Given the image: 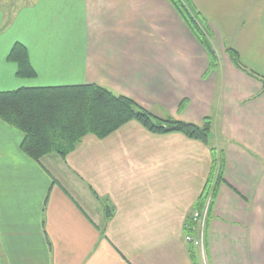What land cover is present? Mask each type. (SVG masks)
<instances>
[{
  "label": "crops",
  "instance_id": "0c3cea01",
  "mask_svg": "<svg viewBox=\"0 0 264 264\" xmlns=\"http://www.w3.org/2000/svg\"><path fill=\"white\" fill-rule=\"evenodd\" d=\"M191 2L208 20L216 67L169 0H0V92L96 84L159 118L211 117L225 167L205 261L264 264V90L225 51L264 70L255 62H264V0ZM15 43L32 77L8 60ZM22 138L0 119V264H192L186 225L210 171L208 145L130 120L36 161Z\"/></svg>",
  "mask_w": 264,
  "mask_h": 264
},
{
  "label": "trees",
  "instance_id": "16d2710c",
  "mask_svg": "<svg viewBox=\"0 0 264 264\" xmlns=\"http://www.w3.org/2000/svg\"><path fill=\"white\" fill-rule=\"evenodd\" d=\"M169 1L195 39L208 52L211 67H216L217 58L209 38L210 31L206 18L194 7L191 0ZM225 51L231 63L259 80L264 90V77L247 68L234 49L225 47ZM7 58L16 63L18 76L34 75L26 49L21 44L15 43ZM0 119L22 132L21 150L36 161L48 154L64 158L85 135L93 134L98 138H104L130 120H136L152 133L180 132L203 142L209 146L211 166L195 208L196 210L206 208L204 228L219 185L224 182L225 152L223 148L211 143L213 125L211 117H206L201 125L173 118H159L133 99L117 95L100 85L22 87L0 92ZM111 214V210L107 208L106 217L109 218ZM195 227L196 224L190 216L186 225V236H191L196 230ZM187 242L192 264H199L194 247L204 248L206 254L204 234L202 247L200 243Z\"/></svg>",
  "mask_w": 264,
  "mask_h": 264
},
{
  "label": "built area",
  "instance_id": "2783aa9c",
  "mask_svg": "<svg viewBox=\"0 0 264 264\" xmlns=\"http://www.w3.org/2000/svg\"><path fill=\"white\" fill-rule=\"evenodd\" d=\"M205 216H206V208L202 212H200L198 210L192 211L191 218L196 224L195 229L198 231V238L197 237L194 238L192 236H186L187 241H193L196 244L200 243L201 247H202V238H203V232H204Z\"/></svg>",
  "mask_w": 264,
  "mask_h": 264
},
{
  "label": "rangeland",
  "instance_id": "374dc122",
  "mask_svg": "<svg viewBox=\"0 0 264 264\" xmlns=\"http://www.w3.org/2000/svg\"><path fill=\"white\" fill-rule=\"evenodd\" d=\"M206 21H207V24H208V20L206 19ZM209 27V26H208ZM210 32H211V30H210V28L208 29ZM209 32V34H210V41H211V43H212V41H213V37H212V34ZM219 32L221 33V35H223L222 34V31L219 29ZM222 41L224 42V44H225V41H224V39H222ZM226 45H227V43H226ZM212 47H213V49H214V44H212ZM222 47V46H221ZM223 49H221V51H222ZM250 62V61H249ZM255 62H256V64L259 66V67H264V62H263V64H261V62H262V60H259V59H256L255 60ZM258 73V72H257ZM259 74L261 75V76H263L264 77V70H261V71H259ZM213 126H214V123H213V125H212V130H213ZM208 202V201H207ZM205 210V207H204V209H203V211ZM194 211V210H193ZM194 249H195V253H196V260L198 261V263L199 264H205L206 263V261H205V257H204V251H203V249L204 248H201L200 249V247H198V246H195L194 247Z\"/></svg>",
  "mask_w": 264,
  "mask_h": 264
}]
</instances>
